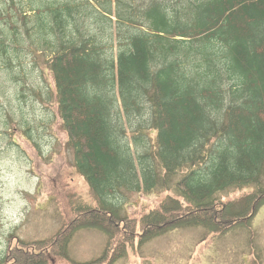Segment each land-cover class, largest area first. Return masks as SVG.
I'll return each mask as SVG.
<instances>
[{
  "label": "trees",
  "instance_id": "obj_1",
  "mask_svg": "<svg viewBox=\"0 0 264 264\" xmlns=\"http://www.w3.org/2000/svg\"><path fill=\"white\" fill-rule=\"evenodd\" d=\"M33 50L50 55L61 125L96 204L72 199L49 237L10 235L0 264H113L176 228L251 225L264 205V0H0V66ZM159 169L163 190L185 173L176 192L122 214L121 190L154 191ZM229 188L250 190L217 197ZM83 228L106 240L78 261L68 245Z\"/></svg>",
  "mask_w": 264,
  "mask_h": 264
},
{
  "label": "rangeland",
  "instance_id": "obj_2",
  "mask_svg": "<svg viewBox=\"0 0 264 264\" xmlns=\"http://www.w3.org/2000/svg\"><path fill=\"white\" fill-rule=\"evenodd\" d=\"M49 56L46 51H24L20 67L0 66V255L10 235L15 236L13 240L31 241L54 234L72 218V199L96 204L74 166V152L58 113L53 75L45 63ZM160 173L154 191L121 190L117 202L122 214L139 216L159 205L166 195L176 192L175 185L185 174L169 177V189L163 190L165 177ZM248 189L229 188L217 197L236 200ZM206 233L197 225L169 230L135 244L113 264H264V205L249 227L237 226L222 235ZM105 240L98 229H80L68 245L69 257L78 261L95 258ZM50 264L70 263L54 257Z\"/></svg>",
  "mask_w": 264,
  "mask_h": 264
}]
</instances>
